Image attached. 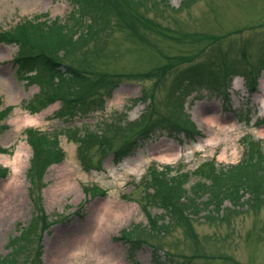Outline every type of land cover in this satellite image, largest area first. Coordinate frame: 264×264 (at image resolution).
I'll return each instance as SVG.
<instances>
[{
  "label": "rangeland",
  "instance_id": "1",
  "mask_svg": "<svg viewBox=\"0 0 264 264\" xmlns=\"http://www.w3.org/2000/svg\"><path fill=\"white\" fill-rule=\"evenodd\" d=\"M73 11L67 0H0V34L47 17L71 24ZM108 19L102 41L79 43L70 58L73 54L59 53L61 73L73 66L92 80L113 82L78 102L57 100L49 106V92L67 97V88L52 87L46 70L28 79L16 62L18 44L0 41V156L13 157L20 144L27 154L18 175L22 188L15 196L0 195V260L48 264L59 243L81 236L94 222L92 213L116 199L130 206V213L112 218L104 229V245L97 246L117 264L165 263L168 256L177 264H264V200L233 211L224 202L207 216L203 210L169 224L164 235L152 233L141 247L121 237L133 225L149 226L150 217L166 221L148 185L157 172L169 167L173 177L211 160L229 167L246 157L248 144L258 142L264 149V0H143L130 28L124 20ZM196 64L209 68L208 84L179 82V72ZM27 114H44V119L39 125L13 123L17 115ZM213 116L223 129L216 128L214 141L205 144L212 129L201 119ZM165 120L177 131L158 125L145 139L142 134L154 122ZM29 130L56 139L63 156L51 159L56 162L41 174L28 173L33 157ZM87 136L97 139L82 143ZM120 150L124 154L115 155ZM140 161L144 165L136 173L124 170ZM65 163L75 172V191L53 198L47 191ZM1 168L7 171L0 172V186L13 175L0 161ZM196 179L191 174L183 188ZM200 197L204 202V194ZM19 238L12 247L10 242ZM102 260L83 252L70 264H105Z\"/></svg>",
  "mask_w": 264,
  "mask_h": 264
},
{
  "label": "trees",
  "instance_id": "2",
  "mask_svg": "<svg viewBox=\"0 0 264 264\" xmlns=\"http://www.w3.org/2000/svg\"><path fill=\"white\" fill-rule=\"evenodd\" d=\"M67 1L74 8L71 24H68L69 21L67 22V20H50L47 17L46 19H38L37 22H24L14 29L0 34L1 42L18 44L16 62L29 75L28 79H34L39 73L46 70L50 74L52 87L67 88V97L49 92L47 96L50 101L49 105L57 100L66 103L78 102L93 97L97 90L112 85L113 82L92 80L89 74H84L83 71L73 66H66L67 73H61L58 69L62 62L59 53L72 55L79 43L83 44L87 40L91 42L102 41L109 28V16H114L116 21L124 20L130 28L129 22L133 18L135 7L138 3L143 2V0ZM156 1L166 4L167 0ZM77 32L78 35H75ZM35 46L38 48L35 49ZM73 56L74 54L66 58ZM209 78V68L206 65L198 64L187 67L178 75V81L182 84L186 82L188 85L196 86L208 84ZM251 83L254 84L253 81ZM2 112L4 111L0 112V130L3 127L1 119L4 113ZM166 123L156 121L142 135H145V139H147L149 137L147 133L158 125L167 126L170 131L177 129L176 126V129L171 128L173 126L170 122L166 121ZM26 136L33 153L28 173L41 174L52 163L51 159L57 156L62 157L58 141L51 138L49 134L29 130ZM101 138L98 136L99 140ZM96 139L95 136H87L80 141L93 143ZM119 154H124V151L120 150L115 155ZM201 171L206 172L209 176H201ZM171 172V168H164V172H161L162 174L157 172V175L152 177L148 184L152 190L153 201L155 200V203L161 206L162 212L166 215V221H159L150 217L149 226L134 225L123 232L124 239L130 243L131 247H141L143 241L152 233L161 230L160 234L164 235L169 224L178 225L183 220L193 218L196 214L198 216L203 210L204 215L207 216L213 208L214 212L216 209H220L224 202H228L229 211H233L241 206H253L255 203L264 200V149L261 144L258 145V142L248 144L246 157L243 156L242 160L235 166L220 168L211 160L193 172L180 171L179 174L169 177ZM3 173H5L4 170ZM191 174L196 175V182L188 189H184L183 180L188 179ZM201 194L206 197L204 202L200 201L202 199ZM202 206L204 207L202 208ZM14 241L10 242L12 247L17 246L21 240L19 238ZM152 249L155 252L158 251L155 248ZM0 264H5L3 258L0 260ZM154 264H177V262L173 257L168 256L167 262L154 261Z\"/></svg>",
  "mask_w": 264,
  "mask_h": 264
},
{
  "label": "bare ground",
  "instance_id": "3",
  "mask_svg": "<svg viewBox=\"0 0 264 264\" xmlns=\"http://www.w3.org/2000/svg\"><path fill=\"white\" fill-rule=\"evenodd\" d=\"M43 119L44 114L37 116H30L28 114L22 116L17 115L13 119V123L17 127H22L25 125H39ZM201 120L203 125L212 129V133L210 134L209 138L204 141L205 144H210L212 141H214V138L217 135L215 129L221 128V123L216 116L204 117ZM222 129L223 128L220 130ZM224 153L225 152H223L221 155L222 158L225 156ZM26 159L27 154L25 144H20L17 147L13 157L0 156V161L5 165L10 166L13 171L12 177L0 186L1 196H4L7 192L12 193V195L15 196L20 191L23 184L18 175L22 170ZM143 165L144 162L140 161L138 164H135L132 169L128 170L124 167V170L126 172L136 173L143 167ZM61 168L62 169L57 175L59 176V180L55 183L54 187H51L47 191L53 198H55L58 194L64 195L66 192L72 194L71 192L75 191L74 180L72 179L75 175L73 168L67 163H65ZM116 202L118 201L113 199L102 203L100 207L96 209L91 215V218H93L94 222H90L91 225L83 231L81 236L71 237L64 244L59 243L58 245H60V247L57 246L56 250L52 253L48 264H70L71 259L77 258L83 252H88L90 254L96 253L97 256L101 255V258L103 259L102 261L105 264H117L116 260L112 256H109L107 251L98 249L97 246L104 245V229L108 228L109 221L112 218L119 219L130 213V206L118 204Z\"/></svg>",
  "mask_w": 264,
  "mask_h": 264
}]
</instances>
